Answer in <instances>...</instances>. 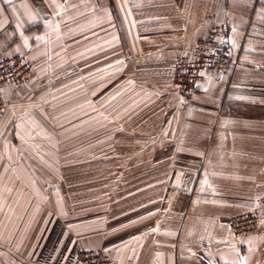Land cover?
<instances>
[{
	"label": "crops",
	"instance_id": "0c3cea01",
	"mask_svg": "<svg viewBox=\"0 0 264 264\" xmlns=\"http://www.w3.org/2000/svg\"><path fill=\"white\" fill-rule=\"evenodd\" d=\"M213 24L228 27L237 63L186 99L173 65ZM22 50L32 75L2 88L0 227L18 223L24 196L33 226L12 250L1 228L0 264H74L90 247L115 264H264V0H0V55ZM114 73L115 187L98 192L54 168L71 139L56 120L87 112ZM94 156L86 147L78 160ZM247 210L261 215L257 232L219 222Z\"/></svg>",
	"mask_w": 264,
	"mask_h": 264
},
{
	"label": "rangeland",
	"instance_id": "374dc122",
	"mask_svg": "<svg viewBox=\"0 0 264 264\" xmlns=\"http://www.w3.org/2000/svg\"><path fill=\"white\" fill-rule=\"evenodd\" d=\"M226 29L228 39L229 30L227 26ZM103 80L104 81L101 82L102 88L94 91V93H97V95L92 94L90 98L87 97L84 101V104L88 109L87 112L76 114L73 117L69 118H65V114H60L59 119L56 120V130H58V136L62 137L63 139H71H68L66 141V146L61 145L54 148L55 153L59 156V160L53 163V166L56 170L66 172L68 171L71 174L70 180L75 185H83L85 184L84 180H90L85 185L93 187L94 191L98 192L99 190L108 191L115 187V73L109 75L104 74ZM1 93L8 102V107L6 108V110L0 113L3 114L10 108L11 100L7 98V96L4 94V91L1 90ZM101 93L103 96L102 99L94 98ZM95 101H97L98 103H102L103 101V103L101 104L102 110H100V107ZM96 110H100L99 114L97 115L92 112ZM101 121H103V124H100ZM93 138H99L100 140H102L104 145L103 148L97 145L96 147L93 144H89ZM74 139H84L86 141L81 145H78V143L74 142ZM86 147L87 149H89V153L93 155L98 152V156L88 158L87 162H79L78 158L80 157L81 150ZM95 147L98 149L97 151ZM100 148L103 149L104 156H99V152L101 150ZM44 165L47 168H52L49 164ZM80 173L83 174L82 177L79 176ZM90 173L96 174L86 177ZM8 180V185L11 188L17 186V178L10 177ZM137 180V183L139 181H142V179ZM4 192L7 193L6 191ZM12 194L15 195V200L16 198L19 199V194ZM12 194L9 192L8 197H14ZM6 196L7 194L4 195V197ZM25 197L26 196H24V201L19 202V207H21V209L18 210V223H16L15 225H8L7 232L6 227H0V230L1 228H3L4 234L7 233V248L9 250H12V248L16 247L21 249L22 244L21 242H16L17 237H26L29 230L33 226L32 222H30V218L32 217L33 212L31 209L33 202H30L31 200H27ZM22 213H26L25 218H27V224L22 221V224L19 225ZM10 214H12V217L14 216V211L11 209ZM234 215H230L228 217H233ZM27 228H29V230L26 234ZM22 243L26 244V240L24 239ZM13 258L14 257H12L10 260L13 261Z\"/></svg>",
	"mask_w": 264,
	"mask_h": 264
},
{
	"label": "built area",
	"instance_id": "2783aa9c",
	"mask_svg": "<svg viewBox=\"0 0 264 264\" xmlns=\"http://www.w3.org/2000/svg\"><path fill=\"white\" fill-rule=\"evenodd\" d=\"M226 26L213 24L206 35L199 38L193 56L181 55L173 65L172 86L188 99L203 81L216 72L234 69L236 58L227 42ZM33 63L29 50L0 55V113L8 107L1 93L7 84L18 85L29 79ZM220 223L230 226L238 234L259 230L261 216L256 210H247L233 217H221ZM74 264H115L110 253L101 247L79 249Z\"/></svg>",
	"mask_w": 264,
	"mask_h": 264
},
{
	"label": "snow or ice",
	"instance_id": "6c2138e0",
	"mask_svg": "<svg viewBox=\"0 0 264 264\" xmlns=\"http://www.w3.org/2000/svg\"><path fill=\"white\" fill-rule=\"evenodd\" d=\"M8 2L10 3V2H11V0H8Z\"/></svg>",
	"mask_w": 264,
	"mask_h": 264
},
{
	"label": "trees",
	"instance_id": "16d2710c",
	"mask_svg": "<svg viewBox=\"0 0 264 264\" xmlns=\"http://www.w3.org/2000/svg\"><path fill=\"white\" fill-rule=\"evenodd\" d=\"M259 213V212H258ZM260 214V213H259ZM261 216V215H260Z\"/></svg>",
	"mask_w": 264,
	"mask_h": 264
}]
</instances>
